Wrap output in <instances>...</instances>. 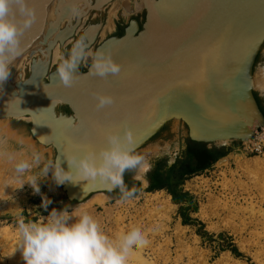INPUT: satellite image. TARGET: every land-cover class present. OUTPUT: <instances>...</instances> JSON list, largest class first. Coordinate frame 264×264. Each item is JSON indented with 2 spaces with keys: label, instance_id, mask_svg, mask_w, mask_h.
I'll use <instances>...</instances> for the list:
<instances>
[{
  "label": "water",
  "instance_id": "95a60500",
  "mask_svg": "<svg viewBox=\"0 0 264 264\" xmlns=\"http://www.w3.org/2000/svg\"><path fill=\"white\" fill-rule=\"evenodd\" d=\"M110 1L28 0L35 19L20 38V55L42 37L45 40L63 19L70 18L77 2L96 10ZM143 4L140 28L132 19L122 36L109 37L95 48L110 53L119 63L118 74L100 78L89 75L88 67L85 71L78 68L76 81L66 88L59 83L55 70L48 72V57L37 81L32 71L27 80L6 86L9 96L0 97L3 115L11 106L19 107L29 99L49 97L68 106L71 114H56L54 103L53 122L45 120L42 124L35 123L31 113L23 112L32 117V138L51 147L53 160L66 171L70 170L63 155V150H68L66 137L100 146L105 130L122 132L125 125L135 151L172 120L185 125L187 138L209 146L247 140L255 128L264 125L252 86L254 62L264 43V0H143ZM53 6L58 12L44 32ZM82 16L76 15L74 27ZM95 26L98 30L102 24ZM52 46L49 42L48 50ZM34 63L32 58L31 69ZM13 71L8 76L11 82ZM95 93L110 94L113 103L97 109ZM64 117H72L79 129L68 128ZM86 184V180H65L57 185L68 201H80L96 192L114 198L101 185L84 189Z\"/></svg>",
  "mask_w": 264,
  "mask_h": 264
},
{
  "label": "rangeland",
  "instance_id": "374dc122",
  "mask_svg": "<svg viewBox=\"0 0 264 264\" xmlns=\"http://www.w3.org/2000/svg\"><path fill=\"white\" fill-rule=\"evenodd\" d=\"M135 1L137 0L127 1L130 9L127 15L122 7L125 0H112L103 5L100 11L90 10L82 16L79 29L101 19L103 26L95 42L97 45L113 29L112 27L106 30L108 14L112 6L118 7L117 16L112 20L113 26L114 20L119 17L118 13L123 15L124 21H127L131 13L134 20L143 18L144 8L135 10ZM75 18L76 16L73 15L71 20L74 21ZM63 23L64 21L60 26ZM43 44L44 41H39L33 49L40 48ZM95 45L90 49L93 50ZM57 46L59 52L60 47ZM43 57L44 55L37 50L34 53H30L29 50L20 55L13 63V66L18 68L14 80L18 81L21 74L22 79L27 80L32 73L31 59H36L37 63L40 60L45 61L46 57L45 59ZM89 63L90 60L85 62L83 67H87ZM263 66L264 43L254 62L252 85L254 92L264 103V87L256 78ZM38 70L41 72V69ZM53 70L55 65L52 62L48 71ZM7 80L13 84L9 78ZM66 109L64 104L55 105L56 114L66 113ZM68 114H71L70 110ZM31 127L29 119L25 117H0V137L6 138L8 148L20 149L18 142L22 140V150L25 153L34 147L47 159H54V150L51 147H45L32 138ZM186 138L185 125L180 121L172 120L138 147L135 153L149 161L152 167L158 159H164L166 164L170 165L183 152ZM239 144V141L216 143L215 146H223L226 149V155L220 158L224 159V163H220L218 159L208 169L188 177L182 184V188L188 191L197 203V210L190 212V215L200 221L202 227L198 224H182L178 205L171 201V196L164 189L161 192L169 195L172 203L168 211H163L154 201H146L147 194L154 192L146 190L147 174L152 167L143 176L145 184L139 180L140 191L133 197L132 202L124 209L120 206L118 210L113 208L118 199L114 196L113 199H109L105 194L101 203L94 202L95 194L80 201H68L55 183L51 170L37 180L38 191L27 182L21 187L18 184H13L12 187L4 186L0 190V264H24L20 251L16 250L13 253L17 241L18 216L22 215L27 220L35 221L40 217H47L49 205L58 204L62 209L67 208L71 211L78 204L85 207L84 205L91 201L93 206L90 214L97 218L110 236L114 237L133 229L147 234L149 244L140 251L150 264H264V172L253 171L251 174L241 169L238 160H250L256 154L243 152L238 147ZM10 175V168L0 165V182L7 180ZM128 175L133 179L132 174L128 173ZM44 199L49 200L50 203L46 207H41ZM198 229L206 232L207 236L202 237ZM229 241L240 255L231 252ZM135 263L136 261H133V264Z\"/></svg>",
  "mask_w": 264,
  "mask_h": 264
},
{
  "label": "clouds",
  "instance_id": "9594fccd",
  "mask_svg": "<svg viewBox=\"0 0 264 264\" xmlns=\"http://www.w3.org/2000/svg\"><path fill=\"white\" fill-rule=\"evenodd\" d=\"M71 13L77 15V9L72 8ZM34 19L35 12L28 0H0V84L7 80L12 61L21 54L20 38ZM89 60L88 74L91 76L105 78L120 72L119 63L110 53L90 49L85 38L80 36L72 42L66 56L56 53L53 63L59 83L71 87L77 79L75 71ZM94 96L97 109L113 103L110 94L95 93ZM64 119L68 128L79 129V123L72 117ZM122 128V132L105 130L104 143L100 146L73 142L66 137L68 150H63V155L70 166L68 171L61 168L58 160L47 159L34 147L25 153L22 140L18 142L20 149H10L6 138L0 137V165L11 170L7 180L0 182V190L13 184L21 187L27 182L38 191L37 180L51 170L56 184L65 180H86L84 189L101 185L109 192L118 190L119 202L130 203L135 189H129L125 184L124 174L130 173L139 181L152 165L135 153L130 131L125 125ZM49 203L44 199L41 207ZM16 234L14 251H20L24 264H133L136 254L149 244L147 234L135 229L110 236L97 218L79 204L71 211L52 209L47 217L35 221L20 215L16 221Z\"/></svg>",
  "mask_w": 264,
  "mask_h": 264
},
{
  "label": "bare ground",
  "instance_id": "6f19581e",
  "mask_svg": "<svg viewBox=\"0 0 264 264\" xmlns=\"http://www.w3.org/2000/svg\"><path fill=\"white\" fill-rule=\"evenodd\" d=\"M63 1H66V0H63ZM92 1L93 0H87L88 4H91ZM127 1L128 0H125V3H123V5H122V7L124 9V13L126 15L130 12L129 5H128ZM99 2H100V0H99ZM134 5H135V10L136 9L141 10L142 8H144L143 0L135 1ZM101 7H102L101 5L98 6L96 8V10L99 11L101 9ZM74 8L77 9V12H78L77 15H79V14L85 15L91 9L84 2H77L76 6ZM117 8L118 7H116L115 5L110 8L109 14H108V21L106 24V30L112 29V27H113L112 20L114 19L115 16H117L116 15L117 10H118ZM57 12H58V8L56 6H53V8L51 9V11L48 14L46 25L44 26V32H46V30H47V22L54 21ZM72 16L73 15L71 14L70 18H65L62 20V21H64L63 24H64L65 28L64 27L61 28L60 24H59L58 28H56L54 31L49 33L45 40H43V37H42V39H40V41H44L45 45L43 44V46H41L40 48H36V49L32 48V49H30V51H32L34 53V51L37 50L41 53V55H44V57H46V59H47V56L49 57L51 51L53 50L52 51V62H53L55 60L56 53L58 52V48H57L58 47L57 45H59L58 43H60V41L63 37H65L68 34H71L73 32L72 28L74 27V25L72 24V20H71ZM75 28L76 27H74V29ZM96 32H97V27L94 26L92 32L88 31L90 36L86 33L89 41L90 40L92 42L94 41V35H96ZM64 41L60 44H63ZM49 42L50 43L52 42V44H53V46L50 50H48V43ZM38 58H40V57H38ZM46 59H45V61H46ZM34 60H35V63L33 64L32 71L34 73V78L37 81V78H38L37 75L40 74L38 69H40V67L42 66L43 63H45V61L40 60L39 62L36 63V59H34ZM11 69H14L12 81L15 82L14 79L16 78L15 76L17 74L18 68L13 66V64H12L9 71H11ZM19 77H20L19 80L23 81L22 74L19 75ZM256 78H257L259 84L264 87V66L260 69ZM253 83H254V76L252 78V85H253ZM9 84L13 86V84L9 83L8 80H6L2 84H0V97L9 96L7 88H6V86H8ZM27 85H31V82H28ZM59 102H60L59 99H51L49 97L39 98L36 100L35 99L34 100L29 99L25 103H21L19 107L11 106L10 108L7 109L8 111L6 113H4L5 115H3V113L2 114L0 113V117H25V118L29 119V122H30V121H32V117L23 115V112H29L32 114L33 120L35 123L37 122L38 124H42V123H44L45 120L53 122L54 117H52L51 107L54 105V103L58 104ZM260 126H262V125H260ZM257 128H255V129H257ZM255 129H254V131H255ZM254 131H253V134H254ZM253 134H252V136H253ZM252 136L249 139L241 141V142L248 143L249 140H251ZM259 155L260 156L255 155V156L251 157L250 160L249 159H244V160L240 159V160H238L239 162H237V163L239 164L241 169L247 173L252 174L253 171H256L257 173L258 172L259 173L264 172V152L259 154ZM219 161H220V163H224L223 162L224 159H220ZM142 182L145 184L146 181L144 179H142ZM97 193H101V194H97ZM103 194L104 193H102V192L93 193L92 195L95 196L94 202L97 201V202L101 203V201L105 197ZM119 201L120 200L118 199L117 202L115 203V207L113 206V208H116L118 210L119 207L121 206V208L124 209L128 204V203H123V202H119ZM146 201H154L165 212H166V210L168 211L170 209V205L172 204L169 200V195L164 194L163 192H161V190L148 193L146 196ZM84 206H85L84 208L87 209L90 213L92 211L93 201H91L90 203H88ZM201 212H203V211H201ZM13 253H14V250H13ZM134 261H136L135 264H150L149 261H147L146 259L143 258L141 251H139L136 254V256L134 257Z\"/></svg>",
  "mask_w": 264,
  "mask_h": 264
},
{
  "label": "trees",
  "instance_id": "16d2710c",
  "mask_svg": "<svg viewBox=\"0 0 264 264\" xmlns=\"http://www.w3.org/2000/svg\"><path fill=\"white\" fill-rule=\"evenodd\" d=\"M253 96L260 112L264 115V108L260 104L257 93L253 92ZM66 112H68V109H66ZM225 155L226 149L223 146H209L207 143L186 138L183 152L173 163L167 165L164 159L155 161L154 166L147 174L148 186L146 190L158 191L164 189L171 196V201L178 205L181 223L184 225L198 224L202 227L203 224L190 215V212L197 210V203L194 197L182 188V184L188 177L208 169L214 162ZM124 182L129 189H135L134 196H136L140 191V182L132 179L127 172L124 174ZM111 192L116 194V198L120 200L118 190ZM52 209L60 211L62 206L58 204L49 205L48 213ZM198 232L202 237L207 236V233L201 232L200 229H198ZM229 248L233 254L240 255L230 241Z\"/></svg>",
  "mask_w": 264,
  "mask_h": 264
},
{
  "label": "flooded vegetation",
  "instance_id": "af4514ba",
  "mask_svg": "<svg viewBox=\"0 0 264 264\" xmlns=\"http://www.w3.org/2000/svg\"><path fill=\"white\" fill-rule=\"evenodd\" d=\"M98 14H100V12H98ZM119 15V17H117L115 20H114V26H113V29L109 32V33H107V35L105 36V38L102 40V41H104L105 39H107V38H109V37H113V36H117V37H120V36H122L123 34H124V31H125V28L127 27V26H129V24L131 23V21H132V19H134V18H132V13H131V15H129L130 17L127 19V21H124V19H123V15L121 14L120 15V13H118ZM119 18V19H118ZM143 18H144V15H143ZM143 18L142 19H138V18H136L135 20L137 21V23H138V25H139V28L141 27V24H142V21H143ZM118 19V20H117ZM75 21H76V18L74 19V21H72V24L74 25V23H75ZM102 24V26H103V23H102V21H101V19H98L97 20V22H95V23H90V24H86L84 27H82L81 29H79L80 28V24H78L77 26H76V28L74 29V28H72V33L69 35V38L68 39H66L65 41H64V43L63 44H60V43H58L59 44V47H60V51L59 52H61V53H63L65 56L67 55V53H68V50L71 48V45H72V42H74L76 39H78L80 36H83L84 38H85V40H86V42H87V44H88V46H89V48H91L93 45H95V42H96V40H97V38L99 37V33H100V30H101V28H102V26L97 30V32H96V35H94V41L93 42H91V43H89V39H88V37H87V34L90 36V34L88 33V31L90 32H92V30H93V27L95 26V25H98V24ZM61 28L62 27H64V24L62 25V26H60ZM87 33V34H86ZM101 41V42H102ZM100 42V43H101ZM99 43V44H100ZM99 44H97V45H95L94 47H93V50H95V48H96V46H98ZM53 51V50H52ZM52 51H51V53H50V56H49V58H48V56H47V58L49 59V62H50V64L52 63ZM90 64V63H89ZM87 67H88V65H87ZM87 67H83V65L82 66H80L79 67V70L80 71H85L86 70V68ZM54 71V70H53ZM48 72H51V71H48ZM259 97V96H258ZM259 99H260V104H261V106L264 108V103L262 102V100H261V98L259 97ZM67 109H68V112H69V108H68V106H66V105H64ZM66 112V111H65ZM68 112H66V113H68ZM264 116V115H263ZM109 194L111 195V196H114L115 198H116V194H114V193H112L111 191L109 192Z\"/></svg>",
  "mask_w": 264,
  "mask_h": 264
},
{
  "label": "built area",
  "instance_id": "2783aa9c",
  "mask_svg": "<svg viewBox=\"0 0 264 264\" xmlns=\"http://www.w3.org/2000/svg\"><path fill=\"white\" fill-rule=\"evenodd\" d=\"M240 150L246 152L247 154H261L264 151V125L259 126L255 129L254 134L249 140L248 143L240 142L239 146Z\"/></svg>",
  "mask_w": 264,
  "mask_h": 264
}]
</instances>
